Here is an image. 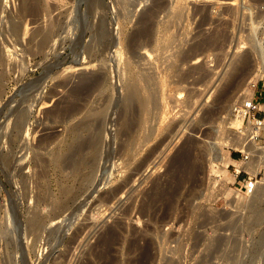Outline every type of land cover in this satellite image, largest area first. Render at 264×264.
Here are the masks:
<instances>
[{
	"label": "rangeland",
	"instance_id": "obj_1",
	"mask_svg": "<svg viewBox=\"0 0 264 264\" xmlns=\"http://www.w3.org/2000/svg\"><path fill=\"white\" fill-rule=\"evenodd\" d=\"M1 1L0 264H264V247L256 250L264 234V213L262 220L255 222L256 212L252 208L263 205L260 209H264V191L258 196L255 194V197L254 193L248 195L240 190L247 173H250L243 170L237 177L241 150L225 146L224 150L230 157H224L222 162L217 160L221 144L232 139L239 127L231 124L232 106L241 98L248 83L258 77L251 73L263 64L259 48L264 44V0H99L98 6L93 8L92 0ZM24 2L26 6H23ZM150 9H156L157 18L152 21L154 29L157 31L166 23L169 28L165 32L163 29L157 31L163 38L162 47L147 58L144 49L129 44L134 35L150 25L145 21ZM27 30L32 32L31 35L25 32ZM36 31L50 35L44 50L37 46L38 39H30ZM98 31L106 32L104 35L109 45L103 50L105 52L102 51L103 54H96L95 58L88 47ZM116 44L121 46L116 55L118 59L112 56ZM21 46L23 49H19ZM130 47L138 52L137 56H143L137 57ZM185 53L188 55L183 57ZM131 55L133 58L128 60ZM231 61L238 65L248 61V74L231 98L220 103L224 81L221 84L218 81L214 87L212 85ZM127 63L129 67L131 64L134 66L133 71L126 67ZM147 64L151 66L147 67ZM149 70L160 81L156 80L153 88L159 91L161 105L158 103L159 109H162H155L157 113L151 112L155 118L149 114V119L153 121L146 123L144 128L147 131L143 129L138 133L140 137L137 136L138 140L132 146L133 153L138 152L134 153L135 157L127 158L129 155L119 151L126 136L113 138V155L110 154L111 164L108 163L110 172L107 171L101 180L102 173L98 171L96 177H100L93 184L89 182L88 189H85L87 184L82 186L77 179L70 178V174L67 176L69 170H62L64 155L69 154L65 151L70 152L75 144L73 127L84 120L88 108L91 111V108L93 110L103 104V97L107 94L105 101L111 104L106 102L110 108L108 120L109 117L115 120V125L107 124V127L110 131L114 126L110 132L115 133L121 128L117 116L125 104L126 89L132 81L130 76H144ZM99 73L105 76L99 91L101 94L105 91V95L98 92L99 98H95L98 95L96 92L88 106L80 111L83 113L79 112L74 117L70 105L76 104L77 99L72 98V89L83 88L85 75ZM62 112L65 115L60 118ZM22 113L28 115L25 114L27 123L23 124V132L15 125ZM71 122L76 125L69 126ZM27 125L30 131L25 129ZM149 131L153 132L152 137L144 144L142 135ZM109 136V132L104 134V147ZM22 140L24 144L29 143L25 145L30 148H26ZM261 148H264V133L262 142L254 147L255 156L263 155ZM151 149L154 154L144 164L141 173L133 175V180L125 186L126 190L122 184L132 173L131 168L139 165ZM184 151L187 154L183 165H180L181 162L178 160L180 164L176 163L175 159ZM232 160L237 161L233 163ZM263 168L261 165L259 171ZM263 183L261 179L260 185ZM116 187H123L126 191L120 190L118 200L108 195ZM27 189L29 193H26ZM71 191H77L74 200L68 199L73 194ZM67 201L69 205L65 204ZM36 212H40L41 229L40 225L32 226L30 222Z\"/></svg>",
	"mask_w": 264,
	"mask_h": 264
},
{
	"label": "bare ground",
	"instance_id": "obj_2",
	"mask_svg": "<svg viewBox=\"0 0 264 264\" xmlns=\"http://www.w3.org/2000/svg\"><path fill=\"white\" fill-rule=\"evenodd\" d=\"M29 1V0H28ZM97 1H99V0H96V1H94L93 2V0L91 1V7L93 8V7H95V6H98V4H99V2H97ZM160 1V0H159ZM158 1V2H159ZM162 1V0H161ZM160 1V2H161ZM27 2V1H26ZM168 3H170L169 1H168ZM101 4V3H100ZM29 5H31V4H29ZM33 5H35V4H33ZM159 5V4H158ZM165 5V4H164ZM1 6H2V1L0 0V8H1ZM23 6H26L25 5V2H24V5ZM100 6V5H99ZM101 6H103V5H101ZM33 7V6H32ZM34 7H36V6H34ZM157 7V6H156ZM155 7V8H156ZM160 7V6H159ZM162 7V6H161ZM164 7V6H163ZM100 8V7H99ZM103 8H104V6H103ZM152 8V7H151ZM158 8V7H157ZM166 8V7H165ZM169 8V7H168ZM28 9V8H27ZM26 9V10H27ZM31 9V8H30ZM30 9H28V10H30ZM102 9V8H101ZM100 9V10H101ZM154 9V8H153ZM149 10L148 11V13H146V19H145V21H147V22H149V26L145 29V31H143L142 30V32H140L141 31V29H140V31L138 30V32H140L139 34H136V35H134V37L132 38V41H130V40H128V41H130L131 43L129 44V45H131V47L132 46H138V48H140V49H144V54H147V58H148V56H151L152 54H153V52L156 50V49H161V47H162V45H161V42H162V39L163 38H161L162 36L160 35V34H158V32H160V31H162V30H160V29H163V31L165 32V31H167L168 30V28H169V26H167L166 24H164V27L162 28V26H160V24H159V26L161 27L159 30H157L156 31V29H154V17H155V14H156V12H155V10ZM167 9V8H166ZM24 10V9H23ZM104 10V9H103ZM147 10V9H146ZM145 10V11H146ZM90 11V10H89ZM98 11H99V9H98ZM102 11V10H101ZM100 11V12H101ZM36 12V11H35ZM38 12V11H37ZM94 12H95V10H94ZM25 13V12H24ZM28 13H29V11H28ZM88 13V12H87ZM38 14V13H37ZM40 14V13H39ZM91 14V13H90ZM145 16V15H144ZM73 17V16H72ZM100 17V16H99ZM38 18V17H37ZM81 18V17H80ZM94 18V17H93ZM142 18V17H141ZM155 18H157V17H155ZM92 19V18H91ZM101 20V19H100ZM106 20V19H105ZM144 20V19H143ZM158 20H161V19H158ZM165 20H168V19H165ZM165 20H163V21H165ZM35 21V20H34ZM37 21V20H36ZM104 21V20H103ZM153 21V22H152ZM162 21V20H161ZM81 22V21H80ZM99 22V21H98ZM158 22V21H157ZM39 23H41V22H39ZM71 23V22H70ZM70 23H69V25H70ZM82 23V22H81ZM140 23V22H139ZM160 23V22H159ZM165 23V22H164ZM75 24H76V22H75ZM103 24V23H102ZM142 24V23H141ZM89 26V25H88ZM122 26V25H121ZM144 26V25H143ZM74 27H75V25H74ZM39 28H40V26H39ZM78 28V27H77ZM104 28V27H103ZM122 28H123V26H122ZM121 28V29H122ZM156 28V27H155ZM38 29V28H37ZM36 29V30H37ZM119 29V28H118ZM158 29V28H157ZM31 30V29H30ZM72 30H73V28H72ZM81 30V29H80ZM98 30H99V27H98ZM106 30V29H105ZM113 30V29H112ZM29 30H27V31H25V32H27V33H29L30 35H31V33L30 32H28ZM76 31H77V29H76ZM21 32V31H20ZM73 32V31H72ZM83 32V31H82ZM118 32H120V31H118ZM136 32V31H135ZM106 33V32H105ZM105 33H103L102 31H98L94 36H95V38H94V40H93V42L91 43V44H89L90 46L88 47V49L90 50V52L93 54V57L95 56V58H96V54H100V53H102V51L104 50V49H107V45H109L108 44V41L106 42V39H105ZM108 33V32H107ZM137 33V32H136ZM21 33H19V35H20ZM34 35H33V37L32 38H30V39H32L33 40V38L35 39H38V44H37V46L39 47V48H41V49H43V47H45L46 45H47V40H48V38H49V33L48 32H46V33H42V34H40V32L39 31H36V34L35 33H33ZM94 34V33H93ZM92 34V35H93ZM119 34V33H118ZM121 34V33H120ZM135 34V33H134ZM162 34V33H161ZM73 35V34H72ZM122 35V34H121ZM22 36V35H21ZM28 35H26V37H27ZM76 36V35H75ZM132 36V35H131ZM20 37V36H19ZM73 37V36H72ZM14 38V37H13ZM22 38V37H21ZM25 38V37H24ZM93 38V37H92ZM195 38V37H194ZM193 38V39H194ZM8 39V38H7ZM30 39H28L27 40V38L25 39V40H27V41H29ZM35 39V40H36ZM113 39V38H112ZM116 39V38H115ZM115 39H114V41H115ZM192 39V38H191ZM24 40V39H23ZM80 40V39H79ZM120 40V39H119ZM127 40V39H126ZM199 40V39H198ZM203 40H205V38L203 39ZM9 41V40H8ZM10 41H12V40H10ZM14 41V40H13ZM90 41H92V39L90 40ZM164 41V40H163ZM32 42H35V41H32ZM37 42V41H36ZM35 42V43H36ZM260 43H261V41H259ZM30 43V42H29ZM34 43V44H35ZM80 43V42H79ZM112 43V42H111ZM114 43V42H113ZM117 43H118V41H117ZM258 43V42H257ZM27 44V43H26ZM32 44V43H31ZM29 45V46H33V45ZM120 44H121V40H120ZM36 45V44H35ZM86 45V44H85ZM124 45H126L125 43H124ZM128 45V46H129ZM195 45H198V44H196L195 43ZM261 45H262V43H261ZM26 46V45H25ZM82 46V45H81ZM114 46V45H113ZM194 46V45H193ZM27 47V46H26ZM36 47V46H35ZM58 47V46H57ZM109 47V46H108ZM115 50H114V54H112V56L114 57V56H116V55H118L119 54V52L121 51L119 48L121 47H118V44H116L115 46ZM130 47V48H131ZM195 47V46H194ZM194 47H192V51H193V48ZM30 48H32V47H30ZM30 48H28V49H30ZM34 48V47H33ZM37 48V47H36ZM137 48V47H136ZM19 49H23L22 48V46H21V48L19 47ZM83 49V48H82ZM88 49H87V51H88ZM125 49V48H124ZM132 50H134V48H131ZM260 49V54H261V57H262V60H263V64H262V66H260L258 69H255V71L253 72V73H251V74H253L252 76H259L260 75V72L259 71H261V72H263L264 73V44H263V46L262 47H260L259 48ZM35 50V49H34ZM38 50V49H37ZM37 50H36V52H37ZM44 50V49H43ZM51 50V49H50ZM56 49H54V51H55ZM125 50H127V49H125ZM129 50V49H128ZM25 51V50H24ZM31 51V50H30ZM42 51V50H41ZM52 51V50H51ZM123 51V50H122ZM29 52V51H28ZM35 52V53H36ZM81 52V51H80ZM103 52H105V51H103ZM129 52V51H128ZM132 52V51H131ZM130 52V53H131ZM135 54H136V56H137V54H138V52L136 51V50H134L133 51ZM190 52H191V50H190ZM195 52V51H194ZM40 53V52H39ZM83 53V52H82ZM85 53H86V51H85ZM109 53V52H108ZM123 53H124V51H123ZM129 53V54H130ZM134 53H131V54H133V56H134ZM155 53H156V51H155ZM48 54H51L50 52L48 53ZM103 54V53H102ZM106 54V53H105ZM110 54V53H109ZM121 54V53H120ZM186 54L187 53H185V54H183V57H186ZM87 55V54H86ZM91 55V54H90ZM127 55V54H126ZM154 55V54H153ZM157 55V54H156ZM188 55V54H187ZM34 56V55H33ZM47 56V55H46ZM49 56V55H48ZM106 56V55H105ZM111 56V57H112ZM124 56V55H123ZM143 56V55H142ZM142 56H137V57H142ZM190 56V55H189ZM98 57V56H97ZM102 57V56H101ZM157 57V56H156ZM164 57H165V55H164ZM76 58V57H75ZM79 58V57H78ZM99 58V57H98ZM116 58H117V56H116ZM115 58V59H116ZM120 58H122V57H120ZM124 58V57H123ZM133 57H132V55H131V57H129V59L128 60H130V59H132ZM85 59V58H84ZM103 59V58H102ZM113 59V58H112ZM118 59V58H117ZM116 59V60H117ZM135 59V58H134ZM250 59V58H249ZM122 60H124V59H122ZM136 60H137V58H136ZM143 60V59H142ZM248 60V59H247ZM98 61V60H97ZM97 61H95V62H97ZM114 61V60H113ZM118 61V60H117ZM134 61V60H133ZM133 61H131V63L133 62ZM138 61V60H137ZM144 61V60H143ZM149 61V60H148ZM151 61V60H150ZM102 61H100V63H101ZM129 62V61H128ZM135 62V61H134ZM196 62H198V59H197V61ZM247 63H248V61H246ZM262 62V61H261ZM106 63V62H105ZM109 63V62H108ZM116 63V62H115ZM136 63V62H135ZM138 63V62H137ZM140 63V62H139ZM148 63V62H147ZM247 63H245V62H240V65H238L237 63H235V62H230L229 63V65L227 66H225L224 68H225V70H224V73H223V75H221L219 78H217V80H216V82L212 85V87H214L215 85H216V83L219 81L220 82V84H221V82L222 81H224L223 82V90H222V92H221V102L220 103H222V102H224V101H228L230 98H231V96H232V93H234V90H236L240 85H241V82H242V80H244V77H245V75L246 74H248L247 73V67H246V65H247ZM91 64H93V63H91ZM107 64V63H106ZM126 64V63H125ZM130 64V63H129ZM141 64V63H140ZM152 64V63H151ZM101 65V64H100ZM104 65V64H103ZM124 65V64H123ZM144 66H145V64H143ZM148 65V64H147ZM94 66H95V64H94ZM120 66H122V65H120ZM149 66H151L150 64L147 66V67H149ZM154 66V65H153ZM99 67V66H98ZM98 67H96V68H98ZM116 67V66H115ZM127 68L129 67V65H128V63H127V66H126ZM226 67H228V69L226 70ZM112 68V67H111ZM118 68V67H117ZM132 68H134V66H132V64H131V67H129V69H131V71H133L132 70ZM145 68V67H144ZM84 69V68H83ZM87 69V68H86ZM85 69V70H86ZM99 69V68H98ZM129 69H128V71H129ZM149 69V68H148ZM151 69V68H150ZM153 69V68H152ZM84 70V71H85ZM93 70V69H92ZM123 70V69H122ZM135 70V69H134ZM138 70V69H137ZM154 70V69H153ZM128 71H127V74H128ZM102 72H104V70L102 71ZM115 72V71H114ZM125 72V71H124ZM113 73V72H112ZM122 73V72H121ZM132 73V72H131ZM135 73V72H134ZM155 73V72H154ZM88 74V73H87ZM97 74V73H96ZM91 75V74H89L90 76H87V77H85L86 75L85 74H83V75H85L84 76V79L86 80H84L85 82H86V84L84 83V85H83V88H78V89H76V88H74V89H72L73 91L71 92L72 93V95L74 96H72V98H76L77 99V102H76V100L74 101V102H76V104H74V103H72V105H70V106H72L71 108L72 109H70V112H72V114H73V116L75 115V114H77V113H79L83 108H85V107H87L88 106V103H89V101H90V99L95 95V93L97 92V94H98V92L100 91V88L101 87H103V81H104V77L105 76H103V73H99L98 75ZM126 74V73H125ZM137 74V73H136ZM143 74V73H142ZM139 75V74H138ZM135 76V75H131L130 77V79L132 80L130 83L128 82V81H126V82H128L129 83V85L127 86V94H125L126 95V98H125V104H124V107L123 108H121L122 110H121V112L118 114V121H120V123H121V128L120 129H117V131L113 134V133H111L110 131L113 129V127L111 128V129H109L110 131H108V127H107V124L108 125H110V124H112L113 125V123H114V125H115V120L114 119H111L110 120V117H109V120H108V114H109V111H110V108H109V105L111 106V104L108 102V101H105V99L107 98V94L105 95L104 93H105V91H103L102 92V94H101V92H99L101 95H105V97H103V98H105L104 99V103L103 104H101L100 106H98L97 105V107H94L95 109H93L92 110V108H91V111H89V108H88V111H86V114L84 113V115H82L81 117L83 118V116H84V120L81 122V123H79V124H75V123H73L72 124V122H71V124L69 125V126H72V125H76V126H72L73 127V133L75 134V137L76 138H73V139H75V140H73V141H75V144L72 146V149L71 148H69V149H71V151L69 152V151H65V152H68L69 154H67V156L65 157V155H64V161H63V167L62 166H60V167H62V170H63V168H64V170L63 171H65V170H69V173L67 174V176H69V174H70V178H73V179H77L78 181H79V184L81 183V184H83L82 186H84V184H87L86 185V187H85V189L87 188L88 189V185H90V183H94L95 181H96V179H98L100 176H99V173H98V178L96 177V174H97V172L98 171H101V173H102V177H101V180L105 177V175H106V173H107V171L109 170L108 168H110V167H108L109 166V164L108 163H110V160H109V156H110V154H112V140L114 141V139L113 138H115V139H119L120 137H125L126 136V138L127 139H125V141L123 142L121 139L123 138H121L120 140L122 141V143L120 144L121 145V147L119 148V151L121 152V151H124L123 153H125L126 155H129L127 158H131V156L133 155L134 157H135V154L136 153H138L137 151H136V153H135V151H134V153H133V149H132V146H134V144L136 143V141L138 140V137H140V136H138V133L141 131V130H143V129H145L144 127H145V125H146V123L148 122V120H152L151 118L149 119V114L152 112H158V111H155V109L157 110V109H159V106L161 105V103L158 101V97H160L159 96V94H158V90H157V88H153V86H154V84L156 83L155 81L157 80V77H156V75L155 74H153V73H150V70H149V72H146V74L143 76ZM121 76V75H120ZM251 76V77H252ZM123 77V76H122ZM250 77V78H251ZM246 78V77H245ZM82 79H83V77H82ZM248 79H249V77H248ZM73 81H74V79H73ZM83 81V82H84ZM81 82V81H80ZM157 82H160V81H158L157 80ZM248 83V82H247ZM69 84V83H68ZM118 84H120V83H118ZM75 85H77V84H75ZM73 86V87H76V86ZM80 85V84H79ZM79 85H78V87H79ZM86 85V86H85ZM113 85V84H112ZM112 85H110V86H112ZM158 85H159V83H158ZM85 86V87H84ZM156 86V85H155ZM154 86V87H155ZM248 86V85H247ZM246 86V87H247ZM73 87H69L70 89L71 88H73ZM107 87V86H106ZM211 87V88H212ZM245 87V88H246ZM68 88V87H67ZM159 88V87H158ZM221 88H222V86H221ZM103 89V88H102ZM104 89H105V87H104ZM37 90V89H36ZM106 90V89H105ZM71 91V90H70ZM68 93L70 94V92L68 91ZM111 93V92H110ZM126 93V92H125ZM244 93V92H243ZM100 94H98V95H95V98H99L98 96L100 95ZM69 96V95H68ZM112 96V95H111ZM113 96H115V95H113ZM241 96H242V94H241ZM66 97H67V95H66ZM100 97H102V96H100ZM121 97V96H120ZM71 98V97H70ZM103 98H102V101H103ZM114 98V97H113ZM118 98V97H117ZM108 99V98H107ZM111 99V98H110ZM109 99V100H110ZM165 99V98H164ZM70 100V99H69ZM72 100V99H71ZM70 100V101H71ZM92 100V99H91ZM96 100V99H95ZM99 101H101V99H98ZM54 101V100H53ZM58 101V100H57ZM61 101V100H60ZM69 101V102H70ZM101 101V102H102ZM55 104H56V99H55ZM71 102H73V101H71ZM70 102V103H71ZM93 102H94V100H93ZM96 102V101H95ZM106 102L107 103H109V105L107 106L106 105ZM160 103V105H159V103ZM58 103V102H57ZM66 103V102H65ZM64 103V104H65ZM112 103V102H111ZM54 104V103H53ZM54 104V105H55ZM62 104V103H61ZM63 104V105H64ZM92 104V103H91ZM99 104H100V102H99ZM116 104V103H115ZM74 105V106H73ZM53 106V105H52ZM66 106V105H65ZM67 106H69V104L67 105ZM69 106V107H70ZM91 106V105H90ZM121 107V106H120ZM113 108V107H112ZM55 109V108H54ZM69 109V108H68ZM67 109V110H68ZM120 109V108H119ZM162 108H160L159 110H161ZM53 110V109H52ZM115 110V109H114ZM113 110V111H114ZM152 110H154V111H152ZM27 111V110H26ZM25 111V112H26ZM58 111V110H57ZM61 111V110H60ZM63 111V110H62ZM66 111V110H65ZM64 111V112H65ZM112 111V112H113ZM64 112H62V117H60V118H63V116L65 115V114H63ZM67 112V111H66ZM69 112V111H68ZM69 112V113H70ZM28 113V112H27ZM81 113H83V112H80V114ZM111 113V112H110ZM118 113V112H117ZM156 113H154V114H156ZM26 114V113H25ZM25 114L24 113H22V114H20L19 115V117H18V119H17V123L15 124V125H17L16 127L18 128V130L20 129V131L21 132H23L21 129H22V127H23V124L26 122V116H28L27 114H26V116H25ZM49 114V113H48ZM71 114V115H72ZM113 114H115V113H113ZM56 115V114H55ZM61 115V114H60ZM67 115V114H66ZM151 115V114H150ZM69 116V115H68ZM79 116V115H78ZM151 116H153V115H151ZM66 117V116H65ZM70 117V116H69ZM75 117V116H74ZM113 117V116H112ZM111 117V118H112ZM154 117V116H153ZM45 118V117H44ZM77 118V117H76ZM155 118V117H154ZM153 118V119H154ZM65 119V118H64ZM63 119V120H64ZM68 119V118H67ZM71 119V118H70ZM75 119V118H74ZM73 119V120H74ZM80 119V118H79ZM55 120V119H54ZM59 120V119H58ZM60 120H62V119H60ZM81 120V119H80ZM51 121V120H50ZM69 121V120H68ZM77 121V120H76ZM79 121V120H78ZM153 121V120H152ZM59 122V121H58ZM65 122H67V120H65ZM151 122V121H150ZM27 123V122H26ZM63 123V122H62ZM68 123V122H67ZM119 124V123H118ZM231 124H233L235 127H238V126H240V124H241V120L240 119H238V118H236L235 116H233L232 115V118H231ZM14 125V126H15ZM54 125V124H53ZM65 125V124H64ZM148 125V124H147ZM25 126V125H24ZM63 127V126H62ZM118 127V126H117ZM25 128V127H24ZM68 129H69V127H67ZM152 128V127H151ZM150 128V130L151 131H153L152 129ZM25 129H27V130H29L30 131V127L27 125L26 126V128ZM50 129V128H49ZM17 130V129H16ZM24 130V129H23ZM39 130H41V129H39ZM51 130V129H50ZM115 130V129H114ZM113 130V131H114ZM146 130V129H145ZM60 131V130H59ZM144 131V130H143ZM147 131V130H146ZM151 131H149V132H147L146 134L144 133V135H142V140H143V143L145 144H147L148 142H149V140L151 139V137H152V134H153V132H151ZM67 132V131H66ZM68 132H69V130H68ZM106 132H109V141L108 140H106L107 141V143H106V147H104V144H105V142H104V134L106 133ZM20 133V132H19ZM18 133V131H17V134L18 135H21V133L19 134ZM59 133V132H58ZM65 133V132H64ZM72 133V132H71ZM83 133H85L86 135L84 136L83 135ZM117 133V134H116ZM143 133V132H142ZM7 134V133H6ZM16 134V133H15ZM61 134V133H60ZM11 135V134H10ZM17 136V135H16ZM36 136V135H35ZM55 136H57V134L55 133ZM138 136V137H137ZM20 137H22V136H20ZM44 137V136H43ZM54 137V136H53ZM18 138V137H17ZM23 138H24V136H23ZM47 138V137H46ZM48 138H51V137H48ZM55 139H56V137H54ZM71 138V137H70ZM42 139V138H41ZM54 140V139H53ZM72 140H71V142H72ZM21 141V140H20ZM36 141V140H35ZM40 141V140H39ZM51 141V140H50ZM116 141V140H115ZM22 144H24V142L25 141H23L22 140ZM42 142V141H41ZM27 143V142H26ZM25 143V144H26ZM34 143V142H33ZM61 143V142H60ZM64 143V142H63ZM73 143V142H72ZM113 143H115V142H113ZM120 143V142H119ZM140 143V142H139ZM24 144V145H25ZM27 144H29V143H27ZM26 144V145H27ZM32 144V143H31ZM38 144V143H37ZM44 144V143H43ZM42 144V145H43ZM49 144H50V142H49ZM25 145V146H26ZM30 145V144H29ZM55 145H56V143H55ZM59 145V144H58ZM57 145V146H58ZM68 145H70L69 144V142H68ZM72 145V144H71ZM220 145V144H219ZM9 145H7V147H8ZM22 146V145H21ZM20 146V150H22L23 148V146L21 147ZM37 146V145H36ZM39 146V145H38ZM53 146V145H52ZM63 146H65V145H63ZM139 146V145H138ZM158 146V145H157ZM160 146V145H159ZM225 146H228V147H230V148H234V149H238V150H241V151H244L245 153H249L250 155H251V159L249 160V161H247V162H244V163H241V164H239L240 165V167H242L244 170H246V171H248V172H250V173H252V174H256V173H258L259 172V168H260V166L261 165H263L264 166V148H261V150L263 151V155H259V156H255L254 155V147H255V144L254 143H250V142H248V141H246V139L245 138H243V137H241L240 136V134L238 133V132H235V135H234V137L232 138V139H230L229 138V140H227V141H225L224 140V142L221 144V148H219V154H217V160L218 161H223V159H224V157H230L229 156V154L227 153V152H225V150H224V147ZM29 146H26V148H28ZM40 147V146H39ZM44 147V146H43ZM46 147V146H45ZM143 147V146H142ZM22 148V149H21ZM30 148V147H29ZM36 147H34V149H35ZM105 148V149H104ZM113 148H114V146H113ZM134 148V147H133ZM135 148H137V147H135ZM139 148H140V146H139ZM155 148V147H154ZM13 149V148H12ZM33 149V150H34ZM42 149V148H41ZM69 149H67V150H69ZM104 149V150H103ZM123 149V150H122ZM153 149V148H152ZM152 149L149 151V153H148V155L146 154V157H142V158H144V159H142V161L139 163V165L137 164V166H135L134 168H131V174H129V176H128V178L126 179L127 181H126V183L125 184H122V185H124L123 187H125V186H127V183L129 182V181H131V179H132V177H133V175H135V174H137V173H141V170H142V167L144 166V164L147 162V160H149L150 158L149 157H152L151 155L152 154H154L155 153V150H156V148L155 149H153L154 150V153H152L153 151H152ZM60 150V149H59ZM118 150V149H117ZM137 150H138V148H137ZM11 151V150H10ZM24 151H25V149H24ZM36 151V150H35ZM56 152L58 151V149L57 150H55ZM139 151V150H138ZM187 151V150H186ZM186 151H184V152H181V153H179L177 156H176V159H175V161L177 160V162L176 163H179V162H181V164L180 165H183L182 164V161H184L183 159L186 157ZM37 152V151H36ZM61 153V152H60ZM64 152H62V154H63ZM119 153V152H118ZM218 153V152H217ZM64 154H66V153H64ZM36 155V154H35ZM57 155V154H56ZM61 155V154H60ZM113 155V154H112ZM115 155V154H114ZM119 155V154H118ZM140 155V154H139ZM51 156V155H50ZM57 156H59V155H57ZM63 156V155H62ZM62 156H61V158H62ZM123 156H124V154H123ZM123 156H119V157H121V159H123L122 157ZM132 156V157H133ZM55 157V156H54ZM53 157V158H54ZM59 158V157H58ZM113 158V157H112ZM112 158H110V159H112ZM188 158V157H187ZM34 159V158H33ZM190 159V158H189ZM231 159V158H230ZM54 160V159H53ZM56 160H60V159H56ZM63 160V158L61 159V161ZM100 160L102 161V162H100ZM125 159H123V161H124ZM126 160H128L129 161V159H126ZM178 160H179V162H178ZM12 161V160H11ZM61 161H60V163H61ZM5 162H7V160L5 161ZM115 162V161H114ZM127 162V161H126ZM186 162V161H185ZM192 162V161H191ZM232 162L234 163V162H236L235 160H232ZM9 163V162H8ZM48 163V162H47ZM46 163V164H47ZM57 163V165H58V163L59 162H56ZM59 163V164H60ZM116 163V162H115ZM124 163V162H123ZM54 164V163H53ZM111 164V163H110ZM128 164V163H127ZM133 164V163H132ZM196 164V163H195ZM18 165V164H17ZM20 165V164H19ZM146 165V164H145ZM179 165V168L181 167ZM184 165H185V163H184ZM11 166V165H10ZM54 166V165H53ZM52 166V167H53ZM112 166V165H111ZM118 166H119V164H118ZM14 167V166H13ZM12 167V168H13ZM17 168H19V166H16ZM185 167V166H184ZM189 167V166H188ZM6 168V167H5ZM23 167H21L20 169H22ZM54 168V167H53ZM58 168V167H57ZM126 168V167H125ZM182 168V167H181ZM180 168V169H181ZM186 168V167H185ZM194 168V167H193ZM7 169H8V167H7ZM16 169V168H15ZM19 169V170H20ZM56 169V168H55ZM54 169V170H55ZM122 169V168H121ZM183 169V168H182ZM10 170H11V168H10ZM17 170V169H16ZM185 170V169H184ZM190 170V169H189ZM21 171V170H20ZM61 171V170H60ZM123 171V170H122ZM127 171V170H126ZM186 171V170H185ZM194 171V170H193ZM196 171V170H195ZM18 172V171H17ZM32 172H33V170H32ZM108 172H110V171H108ZM189 172V171H188ZM22 173V172H21ZM57 173H58V171H57ZM112 173H114V172H112ZM129 173V172H128ZM18 174V173H17ZM23 174V173H22ZM61 174H63V173H61ZM61 174H59V175H61ZM127 174V173H126ZM182 174V173H181ZM184 174V173H183ZM185 174H188V173H185ZM190 174V173H189ZM18 175H20V177L22 176L21 174H18ZM58 175V176H59ZM108 175H110L109 173H108ZM112 176H113V174H111ZM110 175V176H111ZM128 175V174H127ZM139 175V174H138ZM123 176V175H122ZM142 176V175H141ZM176 176V175H175ZM190 176V175H189ZM181 177V176H180ZM179 177V178H180ZM70 178H69V180H70ZM108 178V177H107ZM178 178V177H177ZM183 178V177H182ZM181 178V179H182ZM21 179V178H20ZM133 180V179H132ZM177 180V179H176ZM179 180V179H178ZM184 180V179H183ZM17 181V180H16ZM20 181V180H19ZM59 181V180H58ZM66 181V180H65ZM77 181H75V183H76ZM84 182H88V183H84ZM90 182V183H89ZM98 182V181H97ZM124 182V181H123ZM173 182V181H172ZM175 182V181H174ZM179 181H177V182H175V183H178ZM19 183H21V182H19ZM71 183H72V181H71ZM131 183V182H130ZM174 183V184H175ZM91 184V185H92ZM181 184H182V182H181ZM94 185H97V184H94ZM121 185V184H120ZM21 186H22V184H21ZM28 186V185H27ZM72 186V185H71ZM71 186H70V188H71ZM75 186V185H74ZM77 186V185H76ZM99 186V185H98ZM97 186V187H98ZM102 186V185H101ZM31 187V186H30ZM33 187V186H32ZM62 187V186H61ZM64 187V186H63ZM66 188H67V186H65ZM80 187V186H79ZM91 187V186H90ZM105 187V186H104ZM123 187H119V188H115V190L113 191V190H111L112 191V193L111 194H108V195H110V198L112 199V198H117V200H118V197H120L119 195H118V197H117V194L120 192V190L123 188ZM223 187H225V186H223ZM227 187V186H226ZM23 188V187H22ZM81 188V187H80ZM80 188H79V190H80ZM92 188V187H91ZM100 188V187H99ZM99 188H96V190L98 191L99 190ZM127 187H125V189H126ZM170 188V187H169ZM20 189V188H19ZM65 189V188H64ZM63 189V190H64ZM90 189V188H89ZM114 189V188H113ZM161 189V188H160ZM166 189V188H165ZM227 189V188H226ZM25 190H26V188H25ZM24 190V191H25ZM68 190V189H67ZM70 190V189H69ZM73 190V189H72ZM75 190H78V189H75ZM74 190V191H75ZM124 189H122V191H123ZM127 190V189H126ZM171 190H173L172 188H171ZM60 191V190H59ZM62 191V190H61ZM82 191H84V189L82 190ZM81 191V192H82ZM94 191V190H93ZM110 191V192H111ZM121 191V192H122ZM166 191V190H165ZM164 190H163V193L165 192ZM264 191V183L263 184H261V185H259L258 186V188H257V190L254 192V196H255V194L257 195L258 193H260V192H263ZM28 192V189H27V191H26V193ZM64 192H66V191H63V193ZM72 193H73V191H71ZM70 192V193H71ZM95 192V191H94ZM124 193L126 192V191H123ZM167 192V191H166ZM165 192V193H166ZM173 192V191H172ZM224 192V191H223ZM29 193V192H28ZM62 193V194H63ZM69 193V192H68ZM91 193V192H90ZM164 193V194H165ZM171 193V192H170ZM79 195H80V192L78 193ZM89 194V193H88ZM102 194V193H101ZM106 194V193H105ZM120 194V193H119ZM167 194V193H166ZM261 194V193H260ZM76 195H77V191L76 192H74L72 195H69V197H68V199L69 200H74L75 198H76ZM91 195H92V193H91ZM90 195V196H91ZM104 195V194H103ZM103 195H101V196H103ZM107 195V196H108ZM65 196V195H64ZM83 196V195H82ZM169 196V195H168ZM258 196V195H257ZM263 196V195H262ZM109 197V196H108ZM159 197V196H158ZM170 197V196H169ZM256 197V196H255ZM20 198V197H19ZM67 198V197H66ZM103 198V197H102ZM161 198H163V197H161ZM252 198H254V197H252ZM251 198V199H252ZM81 199V198H80ZM84 199V198H83ZM107 199H109V198H107ZM113 199V200H114ZM157 199H159V198H157ZM14 200V199H13ZM64 200H65V197H64ZM77 200H79L78 198H77ZM85 200V199H84ZM88 200V199H87ZM97 200V199H96ZM99 200V199H98ZM110 200V199H109ZM112 200V201H113ZM164 200V199H163ZM170 200H172V199H170ZM106 201V200H105ZM157 200H155V202H156ZM161 201V200H160ZM167 201V200H166ZM263 201H264V199H263ZM49 202V201H48ZM61 202H62V199H61ZM74 202V201H73ZM78 202V201H77ZM109 202V201H108ZM111 202V201H110ZM170 202V201H169ZM173 202V201H172ZM172 202H170V203H172ZM262 202V201H261ZM33 203V202H32ZM45 203V202H44ZM52 203V202H51ZM55 203V202H54ZM68 203V201L65 203V204H67ZM79 203V202H78ZM95 203H98V202H95ZM152 203H153V201H152ZM168 203V202H167ZM232 203V202H231ZM263 203V202H262ZM38 204V203H37ZM58 204V203H57ZM56 204V205H57ZM106 204V203H105ZM251 204V203H250ZM261 204V203H260ZM23 205V204H22ZM59 205V204H58ZM68 205H69V203H68ZM85 205V204H84ZM98 205H99V203H98ZM102 205V204H101ZM63 206V205H62ZM76 206H78V205H76ZM143 206H145V205H143ZM263 206V205H262ZM259 207V206H257V205H254L253 207H252V205H251V207L255 210V212H256V216H255V222L256 221H260V220H262L261 218L263 217V213H264V209H260V208H263V207ZM27 207H29V206H27ZM58 208H59V206H57ZM63 207H66L65 205L63 206ZM149 207H150V205H149ZM153 207V206H152ZM34 208V207H33ZM35 208H37V207H35ZM46 208V207H45ZM67 208V207H66ZM86 208V207H85ZM147 207H145V209H146ZM171 208V207H170ZM40 209V208H39ZM38 209V210H39ZM68 209V208H67ZM78 209H79V207H78ZM128 209V208H127ZM37 210V211H38ZM51 210H53V208L51 209ZM61 209H59V212H61L60 211ZM143 210V209H142ZM33 211H35L34 209H33ZM55 211V210H54ZM56 211H57V209H56ZM56 211L53 213V214H55L56 213ZM76 211H77V207H76ZM147 211V210H146ZM32 212V211H31ZM58 212V213H59ZM64 212V211H63ZM82 212V211H81ZM13 213V212H12ZM16 213V212H15ZM40 213V212H39ZM38 213V214H39ZM144 213V212H143ZM37 214V212H36V214L34 215V216H32V220L30 221L31 222V224H32V226H37V227H39V225H40V223H41V221H42V219H40L41 217L39 216ZM76 214H78V213H76ZM147 214V213H146ZM27 215V214H26ZM72 215V214H71ZM79 215V214H78ZM56 216H58V214L56 215ZM73 216V215H72ZM28 217V216H27ZM40 217V218H39ZM52 217H55V215H53ZM16 218H17V216H16ZM53 219H55V218H53ZM30 220V219H29ZM51 221H52V218H51ZM51 221H49V222H51ZM23 222V221H22ZM55 222V221H54ZM29 223V222H28ZM57 223V222H56ZM19 224V223H18ZM24 224V223H23ZM58 224V223H57ZM122 224V223H121ZM42 225V224H41ZM40 225V229H41V227L43 226H41ZM50 225V224H49ZM56 225V224H55ZM51 226H52V224H51ZM58 226V225H57ZM119 227V226H118ZM117 227V228H118ZM122 227V226H121ZM30 228V227H29ZM31 228H33V227H31ZM30 228V229H31ZM56 228V227H55ZM34 229V228H33ZM32 229V230H33ZM36 230H37V228H35ZM49 229V228H48ZM53 229V228H52ZM19 230V229H18ZM43 230V229H42ZM57 230V229H56ZM30 231V230H29ZM20 232V231H19ZM32 232V231H31ZM53 233H55V232H53ZM113 233H115V232H113ZM51 234V233H50ZM49 234V235H50ZM33 235H35V234H33ZM55 235V234H54ZM54 235H52V236H54ZM56 237V236H55ZM47 238V237H46ZM50 237H48L47 239H49ZM47 243V242H46ZM8 244V243H7ZM11 244V243H10ZM17 247V246H16ZM264 247V237L262 236V238L260 239V241H259V243H257V245H256V250L257 251H260V248L262 249ZM22 254V253H21Z\"/></svg>",
	"mask_w": 264,
	"mask_h": 264
},
{
	"label": "built area",
	"instance_id": "obj_3",
	"mask_svg": "<svg viewBox=\"0 0 264 264\" xmlns=\"http://www.w3.org/2000/svg\"><path fill=\"white\" fill-rule=\"evenodd\" d=\"M241 120L237 132L246 141L258 145L263 140L264 133V73L260 71V76L248 83L244 93L237 100L231 109V116ZM242 158L239 164L251 159L249 153L242 151ZM237 161V160H236ZM243 168L238 167L237 177L243 172ZM245 171V170H244ZM244 184L240 190L246 194H253L260 185L261 179L264 180V168L256 174L247 173ZM237 183V181H236Z\"/></svg>",
	"mask_w": 264,
	"mask_h": 264
},
{
	"label": "water",
	"instance_id": "obj_4",
	"mask_svg": "<svg viewBox=\"0 0 264 264\" xmlns=\"http://www.w3.org/2000/svg\"><path fill=\"white\" fill-rule=\"evenodd\" d=\"M263 237H264V234H263ZM251 264H254V262H252Z\"/></svg>",
	"mask_w": 264,
	"mask_h": 264
}]
</instances>
